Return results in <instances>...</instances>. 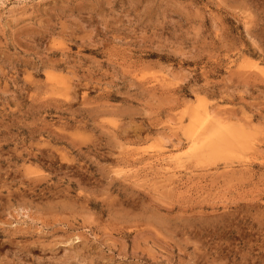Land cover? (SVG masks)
<instances>
[{"label": "rangeland", "instance_id": "obj_1", "mask_svg": "<svg viewBox=\"0 0 264 264\" xmlns=\"http://www.w3.org/2000/svg\"><path fill=\"white\" fill-rule=\"evenodd\" d=\"M0 264H264V0H0Z\"/></svg>", "mask_w": 264, "mask_h": 264}, {"label": "bare ground", "instance_id": "obj_2", "mask_svg": "<svg viewBox=\"0 0 264 264\" xmlns=\"http://www.w3.org/2000/svg\"><path fill=\"white\" fill-rule=\"evenodd\" d=\"M197 142V141H196ZM198 150V149H197Z\"/></svg>", "mask_w": 264, "mask_h": 264}]
</instances>
